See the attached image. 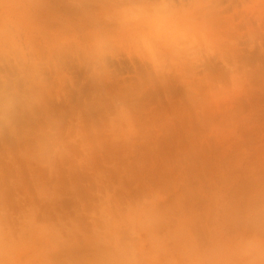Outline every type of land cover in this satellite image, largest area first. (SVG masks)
Returning <instances> with one entry per match:
<instances>
[{
  "label": "clouds",
  "instance_id": "1",
  "mask_svg": "<svg viewBox=\"0 0 264 264\" xmlns=\"http://www.w3.org/2000/svg\"><path fill=\"white\" fill-rule=\"evenodd\" d=\"M159 17L184 38H158ZM262 57L264 0H0V264H264V187L203 214L173 183L123 195L97 163L155 147L175 112L141 101L172 83L187 104L227 97L225 122L209 128L254 130L239 105L258 90ZM74 69L95 92L54 111L79 89ZM78 175L86 196L61 184ZM66 194L74 207L57 211Z\"/></svg>",
  "mask_w": 264,
  "mask_h": 264
},
{
  "label": "rangeland",
  "instance_id": "2",
  "mask_svg": "<svg viewBox=\"0 0 264 264\" xmlns=\"http://www.w3.org/2000/svg\"><path fill=\"white\" fill-rule=\"evenodd\" d=\"M149 27L155 31L161 40H167L174 36L181 39L184 38V33L179 30V27L166 17H159ZM260 62L264 63V57L260 58ZM122 67L124 70H127L126 66ZM73 74L79 84L78 91L73 94L70 104L53 105L54 111L69 112L71 108L79 106L83 99L89 98L94 94L95 88L84 80L83 74L79 70L74 69ZM141 103L145 109H151L153 115L156 116L163 117L172 115L175 112L176 122L167 134L161 138L159 130L157 131L154 148L144 146L130 156H124L122 153L114 150L104 159L97 162L99 167H103L105 163L112 165V169L108 170L110 179L114 183H120L123 180L126 187L123 195L135 194L146 185L162 186L164 178L172 169H147L153 163L151 156L159 155L160 151L190 148L204 149L208 145L214 148L215 145H219L221 142L229 145V148H238L239 143L242 145V147L240 146L241 148H264L263 135L245 136L239 140L233 135V132H224L221 137H211L209 135L208 132L213 131V128L208 127L209 122L219 126L227 118L228 99L226 96H213L210 102L204 104H187L184 90L175 83H172L165 88L157 87L150 90L142 98ZM239 109L244 112L254 113L256 123L264 120V73L260 75L258 80V90L249 99L242 101ZM94 116V113L90 114V118ZM123 169L128 170L127 176H122ZM189 171L190 169L176 170L175 176L177 178L188 177ZM239 172L245 182L264 183V169H240ZM35 175L37 173L34 170L28 169L25 171V187L28 186L31 178ZM169 176L172 177V174ZM71 182L80 184L82 188L81 195L86 196L85 186L89 183L88 176L63 177L61 180L63 186ZM74 203L71 195L66 194L56 210L71 212Z\"/></svg>",
  "mask_w": 264,
  "mask_h": 264
},
{
  "label": "crops",
  "instance_id": "3",
  "mask_svg": "<svg viewBox=\"0 0 264 264\" xmlns=\"http://www.w3.org/2000/svg\"><path fill=\"white\" fill-rule=\"evenodd\" d=\"M224 132L216 128L208 133L211 137H221ZM233 135L238 140L251 135L264 136V120L256 123L252 131H234ZM228 146L221 142L214 148L208 145L204 149L160 151L159 155L151 156L153 163L147 169H172L161 185L176 184L177 192L186 195L189 209L208 214L219 200L235 203L254 187H264V183L245 182L239 172L240 169H264V148H241V143L238 148ZM180 169H190L188 177L177 178L176 170Z\"/></svg>",
  "mask_w": 264,
  "mask_h": 264
}]
</instances>
